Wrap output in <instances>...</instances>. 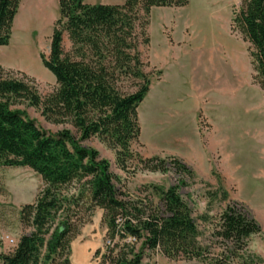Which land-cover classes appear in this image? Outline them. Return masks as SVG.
Listing matches in <instances>:
<instances>
[{"label": "trees", "instance_id": "1", "mask_svg": "<svg viewBox=\"0 0 264 264\" xmlns=\"http://www.w3.org/2000/svg\"><path fill=\"white\" fill-rule=\"evenodd\" d=\"M21 0H0V46L8 45ZM190 0H125L123 4H89L85 0H60L49 53H41L44 66L56 78V89L42 98L34 78L0 64V165L29 167L43 180L32 203L20 212L23 234L14 250L1 253V264H72L71 242L86 221L76 210L100 208L108 225L110 242L117 236L128 242L109 244L99 264H142L144 250H159L170 259H198L204 264H232L252 235L260 234L258 220L234 205L219 218L214 235L232 244L226 254L211 255L200 240L191 207L180 194L184 182L167 189L154 186L160 205H129L117 186L118 176L100 152L82 144L91 137L116 150L117 165L127 170L137 161L142 168L167 171L158 156L143 158L133 151L141 125L138 107L152 83L151 71L140 45L150 42L148 27L153 7H183ZM232 31L248 43L254 80L264 90V0H243L232 18ZM70 40L65 49L64 35ZM131 81L132 91L124 82ZM41 107L43 116L69 128L50 133L39 127L20 102ZM178 172L192 169L173 158ZM77 183V192L69 185ZM144 205V206H143ZM58 220V221H57ZM57 221V223H56ZM134 240L133 242H131ZM142 240V247L135 248ZM101 249L96 250L100 254ZM58 260H62L59 263Z\"/></svg>", "mask_w": 264, "mask_h": 264}, {"label": "rangeland", "instance_id": "2", "mask_svg": "<svg viewBox=\"0 0 264 264\" xmlns=\"http://www.w3.org/2000/svg\"><path fill=\"white\" fill-rule=\"evenodd\" d=\"M242 1L190 0L183 7L152 8L150 43L140 46L157 69L145 68L152 72V84L138 107L141 134L132 148L143 158L158 156L166 163L167 171L144 169L137 161L123 170L117 165L116 150L98 137L82 142L97 149L100 157L110 162L111 171L118 176L116 183L121 197L129 205L158 206L160 196L153 187L167 189L183 181L180 194L191 207L201 243L211 255L226 254L232 248L231 243L214 235L220 215L228 205L256 218L264 227V90L254 80L248 43L239 32L232 31L233 15ZM86 2L123 4L125 0ZM38 20L29 7L15 17L9 44L0 46V64L12 71V77L22 78L26 73L34 78L39 94L45 98L56 89L57 83L41 60V53H49L51 38L46 34L45 23H37ZM65 49L70 46L67 48L66 44ZM124 86L128 91L134 90L130 80ZM15 107L26 111L39 127L50 133L69 128L80 137L71 123L48 121L41 107L24 101ZM194 114L202 116V127L209 131L203 134L208 152H215L218 157L219 168L214 166L208 178L193 170V174L179 173L173 161L177 149H182L181 136L193 138L190 125ZM42 187V177L33 169L0 165V254L12 252L20 237L30 232L21 223L20 212L24 205L35 201ZM68 188L75 193L78 184L72 183ZM76 212L86 222L75 228L72 264H99L109 244L129 241L117 236L109 243L102 209L87 212L83 208ZM141 247L142 240L136 241L135 248ZM98 249L102 252L95 255ZM142 264L204 263L198 259H170L159 250L145 249ZM232 264H264V232L252 235L246 249L233 256Z\"/></svg>", "mask_w": 264, "mask_h": 264}, {"label": "crops", "instance_id": "3", "mask_svg": "<svg viewBox=\"0 0 264 264\" xmlns=\"http://www.w3.org/2000/svg\"><path fill=\"white\" fill-rule=\"evenodd\" d=\"M90 4H93V3H90ZM25 7H29L30 10L33 13H35V16H37L39 19L37 23H39V21H43L45 23L44 28L47 29L46 34H48V37L51 38L53 35L55 22L60 17V0H21L15 17L19 15L20 12ZM13 24H14V21H13ZM41 27L39 26V28ZM34 35L35 36L38 35V31H35ZM64 44L65 45L67 44V48L70 46V40L67 34L64 35ZM140 50L142 52V56L145 59V61L149 63V67L151 66L152 68L157 69V67L152 65L151 62L147 60L146 57L143 55V49L141 48V46H140ZM161 74H162V71H161ZM160 78L161 77H159V79ZM150 89H151V86H150ZM201 118L202 116H197V114H194L193 119H192V124L190 125L193 138L189 136L186 139L182 135L181 136L182 149L180 151L177 149L174 156H176L181 161H183L185 164H187L195 172V174L202 176L204 178H208L212 175L211 173H212L214 166L219 168V166L216 164L218 163L216 159L218 157H216L217 155L215 152L211 154L210 152H208V149L206 146V139H204L203 134H206L209 131L205 130L206 127H202L203 125L201 124V122L203 120H201ZM207 123L211 125V129H212V123L208 122V119H207ZM263 232H264V227H262V232L260 234L262 235ZM0 264H1V260H0Z\"/></svg>", "mask_w": 264, "mask_h": 264}, {"label": "built area", "instance_id": "4", "mask_svg": "<svg viewBox=\"0 0 264 264\" xmlns=\"http://www.w3.org/2000/svg\"><path fill=\"white\" fill-rule=\"evenodd\" d=\"M11 241H13V240H11ZM109 243H111V242L109 241Z\"/></svg>", "mask_w": 264, "mask_h": 264}]
</instances>
